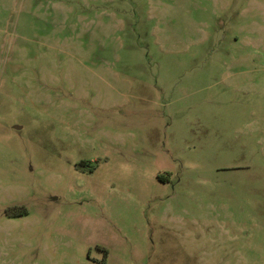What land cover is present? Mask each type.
<instances>
[{
	"label": "rangeland",
	"instance_id": "1",
	"mask_svg": "<svg viewBox=\"0 0 264 264\" xmlns=\"http://www.w3.org/2000/svg\"><path fill=\"white\" fill-rule=\"evenodd\" d=\"M0 264H264V0H0Z\"/></svg>",
	"mask_w": 264,
	"mask_h": 264
},
{
	"label": "flooded vegetation",
	"instance_id": "2",
	"mask_svg": "<svg viewBox=\"0 0 264 264\" xmlns=\"http://www.w3.org/2000/svg\"><path fill=\"white\" fill-rule=\"evenodd\" d=\"M28 213H26L25 215H27ZM15 217V215H12L10 218H14Z\"/></svg>",
	"mask_w": 264,
	"mask_h": 264
}]
</instances>
